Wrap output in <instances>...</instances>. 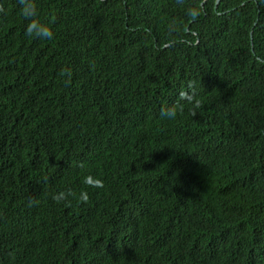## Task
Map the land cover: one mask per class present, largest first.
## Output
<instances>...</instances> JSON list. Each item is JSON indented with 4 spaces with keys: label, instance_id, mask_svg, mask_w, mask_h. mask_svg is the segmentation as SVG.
I'll return each instance as SVG.
<instances>
[{
    "label": "trees",
    "instance_id": "trees-1",
    "mask_svg": "<svg viewBox=\"0 0 264 264\" xmlns=\"http://www.w3.org/2000/svg\"><path fill=\"white\" fill-rule=\"evenodd\" d=\"M0 5V264H264V0Z\"/></svg>",
    "mask_w": 264,
    "mask_h": 264
},
{
    "label": "clouds",
    "instance_id": "clouds-1",
    "mask_svg": "<svg viewBox=\"0 0 264 264\" xmlns=\"http://www.w3.org/2000/svg\"><path fill=\"white\" fill-rule=\"evenodd\" d=\"M18 5L20 6V13L24 17L25 20L28 21L25 27V34L29 37L38 38L41 40L45 39H52L53 38V32L49 25L42 23L38 18V12H37V5L36 0H17ZM4 12L3 5H0V13ZM66 73L65 71H61L60 75L64 76ZM70 77V71L67 73ZM161 115L173 118L176 115V109L175 107L170 108H162L161 109ZM48 177H44V181L47 182ZM84 183L90 187H103V181L100 179L93 178L91 176H87L84 178ZM70 196H75V193L69 189L67 191H61L59 193L53 194L52 199L56 203H62L67 202L70 203L68 198ZM88 194L86 192H81L79 201L82 203L88 202ZM38 203L36 200H30L29 206H32L33 204Z\"/></svg>",
    "mask_w": 264,
    "mask_h": 264
},
{
    "label": "water",
    "instance_id": "water-1",
    "mask_svg": "<svg viewBox=\"0 0 264 264\" xmlns=\"http://www.w3.org/2000/svg\"><path fill=\"white\" fill-rule=\"evenodd\" d=\"M219 2H220V0H216V5H218V4H219Z\"/></svg>",
    "mask_w": 264,
    "mask_h": 264
}]
</instances>
